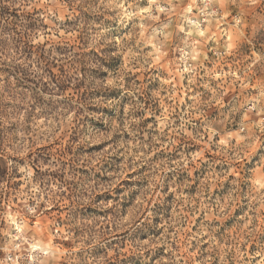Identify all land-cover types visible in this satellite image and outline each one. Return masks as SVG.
<instances>
[{"label":"clouds","instance_id":"obj_1","mask_svg":"<svg viewBox=\"0 0 264 264\" xmlns=\"http://www.w3.org/2000/svg\"><path fill=\"white\" fill-rule=\"evenodd\" d=\"M0 264H264V0H0Z\"/></svg>","mask_w":264,"mask_h":264}]
</instances>
